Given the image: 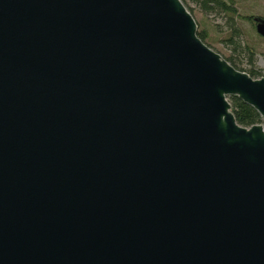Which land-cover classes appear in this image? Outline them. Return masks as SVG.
<instances>
[{"label":"water","instance_id":"1","mask_svg":"<svg viewBox=\"0 0 264 264\" xmlns=\"http://www.w3.org/2000/svg\"><path fill=\"white\" fill-rule=\"evenodd\" d=\"M264 38V20L253 19ZM180 0H0V264H264V78Z\"/></svg>","mask_w":264,"mask_h":264},{"label":"rangeland","instance_id":"2","mask_svg":"<svg viewBox=\"0 0 264 264\" xmlns=\"http://www.w3.org/2000/svg\"><path fill=\"white\" fill-rule=\"evenodd\" d=\"M182 4L185 9L190 11V15L196 23L197 33H204V41L212 51L218 53L224 60L232 58L243 71L252 70L264 75V38L256 34L254 23L249 20V18L256 17L264 20V0H234L233 7L236 9L234 17L206 14L195 0H182ZM231 18L239 37L233 38L232 31L227 27ZM231 38L240 45L236 53L230 46L229 39ZM249 58L252 64H250ZM259 78L261 76L257 79ZM261 125L264 129V120Z\"/></svg>","mask_w":264,"mask_h":264},{"label":"trees","instance_id":"3","mask_svg":"<svg viewBox=\"0 0 264 264\" xmlns=\"http://www.w3.org/2000/svg\"><path fill=\"white\" fill-rule=\"evenodd\" d=\"M195 1L199 3L201 8L204 9L205 13L209 15H213V14L230 15L231 17H234L236 14V9L235 7H233L234 0H195ZM188 12L190 13L189 10ZM249 20L253 22V19L249 18ZM227 27L230 31H232L233 38L239 37V33L237 29L234 28L232 18L229 19L227 23ZM197 37L200 41H202V43H205L204 33L203 34L197 33ZM233 38L229 39L230 40L229 43H230V46L232 47L233 52L236 53V51L240 48V45ZM207 47L210 48L208 45ZM225 61H227L236 71L238 70L240 72H245L246 74H249V76L253 79H257L259 76L264 77V75H261L260 72L258 73L252 70L243 71L240 68V65L236 61H234L232 58H228ZM250 64H252L251 60H250ZM228 103L229 105H231V113L232 115H234L236 124L238 126H242L244 128H251V126L253 125H261L262 119H260L259 115L256 114V112L251 107L242 103L239 99L235 97H228Z\"/></svg>","mask_w":264,"mask_h":264},{"label":"built area","instance_id":"4","mask_svg":"<svg viewBox=\"0 0 264 264\" xmlns=\"http://www.w3.org/2000/svg\"><path fill=\"white\" fill-rule=\"evenodd\" d=\"M263 127V126H262Z\"/></svg>","mask_w":264,"mask_h":264}]
</instances>
